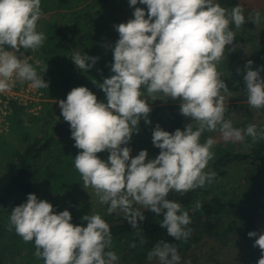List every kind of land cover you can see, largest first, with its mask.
I'll use <instances>...</instances> for the list:
<instances>
[{"label":"clouds","instance_id":"9594fccd","mask_svg":"<svg viewBox=\"0 0 264 264\" xmlns=\"http://www.w3.org/2000/svg\"><path fill=\"white\" fill-rule=\"evenodd\" d=\"M138 3L147 6V13L135 7ZM130 6L135 8L134 18L114 26L119 33L111 65L114 75L99 85L107 103L98 102L92 91L81 86L58 104L80 150L74 166L83 187L94 189L100 203L109 205L108 214L119 210L132 228H139L138 222L145 219L144 211L134 207L139 205L163 216L160 225L167 235L186 241L191 234L189 212L168 196L172 191L204 188L215 179L216 173L205 169L217 141L208 137L201 143L202 134L218 131L225 142L233 143L245 136L253 143L264 139V129L258 131L256 124L241 129L225 118L224 94L229 89L217 70L226 46L235 40L230 25L241 28L244 10L241 5L226 9L217 0H130ZM42 16L41 0H0V93L10 91L14 80L30 82L34 89L49 87L24 55L44 43V33L37 30ZM248 19L258 25L260 12L254 11ZM71 59L86 71L97 62L75 49ZM252 64L249 60L245 65L247 103L252 109H264L260 75L264 66L253 70ZM46 71L47 67L42 70ZM145 92L153 100L160 99L158 94L179 99L180 114L192 121L174 132L156 125L152 142L160 154L154 159H148L147 150L132 157L131 149L122 147L139 131L141 119L151 124L150 104L142 98ZM104 151L110 153L107 161L97 155ZM200 206L197 202L196 208ZM82 219L86 227L73 224L70 211L56 213L50 202L30 193L25 203L13 208L9 223L25 243L34 240V256L43 264H115L117 254L106 251L112 247L110 224L100 214ZM248 235L258 237L254 247L261 250L258 264H264V232ZM154 258L158 264H180L181 260L177 247L165 241L157 242L148 253L149 261Z\"/></svg>","mask_w":264,"mask_h":264},{"label":"trees","instance_id":"16d2710c","mask_svg":"<svg viewBox=\"0 0 264 264\" xmlns=\"http://www.w3.org/2000/svg\"><path fill=\"white\" fill-rule=\"evenodd\" d=\"M74 1L41 0L42 11L56 13L45 23L44 43L36 49L42 65H32L48 82L49 87L38 89L43 100L37 112L31 110L36 103L24 105L18 100L11 101V112L7 117L8 130L0 131V166L3 158L10 170L7 179H0V258L5 257L2 248H6L4 244H8L5 251H13L24 264H43V260L34 256V240L25 243L9 223L11 211L25 203L28 194L34 193L38 199L50 202L56 213L64 211L63 203L66 205L70 202L71 206L74 205L73 211H70L72 223L87 226L82 219L85 215L84 208L78 205L79 202H74L76 197L73 193L83 185L82 177L74 166L75 156L80 150L74 146L70 124L64 120L61 110L56 109V102L66 100L73 88L84 86L97 96L98 102L107 103L106 94L99 85L104 79L114 75L111 65L114 63L116 43L110 41L112 34L109 31L101 32L87 25L80 18V13H68L76 5ZM228 5L223 2L224 7ZM145 8L147 13V7ZM56 14L61 15V20L53 19ZM114 39L118 38L111 40ZM237 41H243L242 36ZM73 49L97 58V62L87 71L79 69L71 59ZM260 58V64L258 62L252 66L253 70L264 66V55ZM88 63L91 64L92 61L89 60ZM46 67L47 71L42 72ZM237 69L230 72L218 71L221 73L220 79L226 83L229 93L238 95L235 98L241 100L244 97L247 100L244 85L246 70L241 68L238 72ZM260 75L264 78V71ZM225 108V118L231 120L232 106L225 105ZM167 109L172 118L168 132L184 130L187 124L185 116L180 114L179 106H167ZM160 110L152 108L149 114L151 124L141 119L139 131L134 132L131 141L122 147L147 150L148 154L154 150L156 153L160 152L152 142L151 129L146 126H153L152 121ZM259 111L264 116V109ZM253 118V113L248 112L246 120L233 126L244 129L249 124H256L258 131L264 129V124H257ZM216 135H220L218 131H206L201 136V143ZM241 142L244 149L239 148L241 144L233 142L213 146L211 151L214 156L205 171H214L216 176L204 188L186 193H169L170 200L180 203L189 212L191 223L187 227L191 229V234L186 241L175 240L167 235L166 229L160 225L163 216H157L149 210H141L144 211L145 219L139 221V228L135 229L123 214L118 218L101 215L111 226L112 247L106 251L112 250L117 254L119 259L115 264H143L149 261L148 253L159 241L174 244L180 256L192 250L205 237L222 243L237 237L249 241L252 237L248 233L258 232L255 220L257 212L264 213V139L253 143L251 137L245 136ZM97 155L100 157L103 152ZM235 167L240 169L241 178L227 185V188L224 181ZM197 202L201 205L199 209L196 208ZM244 207L249 210L242 211ZM21 242L26 247L23 248ZM133 243L136 246L130 247ZM123 253L127 257L125 262ZM260 257L261 250L250 245L241 264H258Z\"/></svg>","mask_w":264,"mask_h":264},{"label":"rangeland","instance_id":"374dc122","mask_svg":"<svg viewBox=\"0 0 264 264\" xmlns=\"http://www.w3.org/2000/svg\"><path fill=\"white\" fill-rule=\"evenodd\" d=\"M75 6L68 10V13H80V18L83 19L87 25L93 26L99 29L101 32H110L112 36H110V41L115 44L119 39V33L115 29V25L120 23H126L130 19H133V13L135 8L130 6V2L126 0H75ZM218 3L223 6L224 4H229L226 9H231L236 5H241L244 10L245 15V23L241 26L240 29H236L235 25H230V28L235 32V40L233 45L226 46L225 56L222 58L220 63L217 65V70L224 72H230L235 68L241 69L245 68V65L249 60L253 61L252 66L255 64H260V56L264 55V0H217ZM146 5L138 3L135 7L138 8H145ZM147 7V6H146ZM254 11H259L261 15V21L258 25L249 21V15L253 14ZM43 16L37 22V30L39 32H43L44 28H46L45 23L51 18V16L55 15L56 11L46 12L43 10ZM63 12V11H62ZM61 15H57L53 18L55 21L61 20ZM239 36H242L243 41L238 42L237 39ZM114 39L113 41L111 39ZM239 45V46H237ZM234 51H229L230 49L234 48ZM23 51V50H22ZM26 55H32L33 57L30 59V64H35L37 66H41L42 62L39 58L38 50H27L24 52ZM28 83V82H27ZM30 84V83H28ZM33 89L32 87L27 86L26 89ZM25 89V90H26ZM24 91V88H21V91ZM36 96L34 99H28L27 102L23 99L22 104L24 105H31V103H36L37 105L33 107L31 110L33 112H37L40 110V104L42 103L40 93L38 89H35ZM224 94V93H222ZM160 99L153 100L147 95H145L144 99L150 104L152 108H160V112L157 113L154 121H152L153 126H146L151 129V133H153L156 125H159L163 130L168 131L169 126L171 123V115L168 112L167 106H179L180 100H173L171 98L163 97L162 94H158ZM225 95V105L232 106V114L231 120L233 124L241 123L247 119L248 112H252L254 115V121L257 124H264V116L260 113L257 109H252L247 103V100L242 98L238 100V95L234 93H228ZM33 95L28 93L27 98L32 97ZM56 109L60 110L58 101L56 102ZM0 110V131H7L8 123L4 118V114ZM8 116V115H7ZM191 119L185 117V124L191 123ZM214 139L217 141L214 145L222 143V144H229V142H225L220 135H216ZM239 148L244 149L242 142H237ZM238 145V144H237ZM140 149H133L131 150V156L135 157L139 154ZM152 153L148 154V159L156 158L160 152L151 151ZM110 153L108 151H104L103 155L100 158L104 161L108 160ZM211 160L208 163L210 166ZM206 167V169L208 168ZM239 168L232 169L231 174L227 177L224 181V185H229L237 182L241 178V173L239 174ZM10 175L9 165L6 164L4 159L1 160L0 166V179L5 177L6 179ZM228 188V187H227ZM227 190V189H226ZM175 192V191H172ZM75 200L74 202H79L82 208H84L85 215H92V214H100L108 216V218H118V216H123L124 213L117 210V212L113 214H108L107 208L109 205L101 204L99 201L98 196L95 193V190L91 187L85 189L83 185L74 192ZM177 193V192H175ZM57 196V195H55ZM74 206V205H72ZM70 205V202L65 205L63 203L64 210L73 211V207ZM134 207L140 208L143 210L139 205H134ZM244 207L242 211H248ZM123 214V215H122ZM79 217V216H78ZM77 217H75L76 219ZM78 220V219H77ZM256 224L258 227V233L264 232V213L257 212L256 214ZM258 237H252L249 241L244 240V238L237 237L231 239L230 241H224V243L219 242L213 238L205 237L203 241L199 244L194 245V248L189 252L181 254L180 264H241L244 261L246 255L248 254V247L250 245L254 246L255 239ZM246 239V238H245ZM19 241V238H18ZM6 248H8V244H4ZM21 246L24 248L26 244L21 242ZM4 250V256L0 258V264H24L23 261H20L19 257L15 256L13 251L6 252ZM3 253V252H2ZM125 254L123 253V256ZM126 256L123 258V262L127 261ZM143 264H158V261L154 258L152 261L144 262Z\"/></svg>","mask_w":264,"mask_h":264},{"label":"built area","instance_id":"2783aa9c","mask_svg":"<svg viewBox=\"0 0 264 264\" xmlns=\"http://www.w3.org/2000/svg\"><path fill=\"white\" fill-rule=\"evenodd\" d=\"M24 55L28 58V60L30 61V59L33 57L32 55H26L24 53ZM30 83V82H28ZM27 81H19V80H14L13 82V86L11 88L10 91L6 92V93H0V110L3 112L2 114H4V118L7 121V115L10 114L11 110H10V102L13 100H18L20 103H22V100L24 99L26 102L28 99H34V97L36 96V92L35 89H26L27 86H29L30 84H28ZM21 88H24V91H21ZM26 89V90H25ZM30 93L33 96L27 98V94Z\"/></svg>","mask_w":264,"mask_h":264}]
</instances>
